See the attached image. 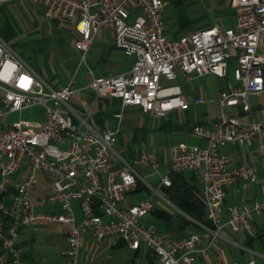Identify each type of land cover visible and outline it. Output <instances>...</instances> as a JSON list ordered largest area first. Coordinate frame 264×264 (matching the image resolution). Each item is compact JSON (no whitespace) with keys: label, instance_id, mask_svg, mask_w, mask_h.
<instances>
[{"label":"built area","instance_id":"1","mask_svg":"<svg viewBox=\"0 0 264 264\" xmlns=\"http://www.w3.org/2000/svg\"><path fill=\"white\" fill-rule=\"evenodd\" d=\"M10 0H0V5ZM43 5L48 19L74 18L80 38L75 47L86 57L100 29L113 32L114 45L133 61L126 72L93 74L76 85L50 86L0 37V118L10 112L40 105L45 119L41 126H24L20 120L0 121V264H25L18 244L21 230L31 224H65L62 264H78L86 231L97 239L114 235L129 248L145 247L159 264H195L198 243L211 242L225 227L253 237L252 223L264 211V118L242 123L235 106L248 110V96L264 92V0H232L234 24L223 22L168 37L164 33L167 0H32ZM89 6H97L90 14ZM235 53L231 74L237 82L223 88L213 101V123H194L191 131L202 143L179 141L171 148L166 173L159 186H169L171 174L191 171L200 184L206 224L194 223L202 233L191 232L170 239L143 221L152 209L150 199L122 204L140 178L133 164L159 165L154 151L137 153L133 164L115 149L118 129L100 126L93 114L99 98L119 99L120 107L136 105L144 113L163 116L173 108L185 109L178 86L163 87L161 77L186 79L207 74L223 76ZM88 93L93 97L87 98ZM75 97L77 104L69 103ZM204 99L197 97L194 103ZM120 118L121 113L114 114ZM228 145H256L259 167L234 163ZM40 174L45 193L32 199ZM238 181H260L259 198L250 203L222 202L227 189ZM156 191V190H155ZM81 213L77 221L73 203ZM225 217L222 218V215ZM223 264H264L253 258Z\"/></svg>","mask_w":264,"mask_h":264},{"label":"rangeland","instance_id":"2","mask_svg":"<svg viewBox=\"0 0 264 264\" xmlns=\"http://www.w3.org/2000/svg\"><path fill=\"white\" fill-rule=\"evenodd\" d=\"M3 10L11 17L15 33L13 36L4 39L11 47L24 59V61L35 70L50 86L60 88L71 78L76 85L84 84L89 80L88 68L99 74L116 73L128 69L133 61L132 55H127L119 48H115L113 42V32L109 29H100L93 37L86 57L82 61L81 51L75 47V41L80 35L74 28L78 15L74 18H54L48 19L44 16L42 4L32 0H14L6 2ZM4 11V12H5ZM235 12L232 0H167L164 7V23L168 37L176 36L179 27H187L186 30L199 29L204 24H218L223 22L226 26L234 24ZM1 27V26H0ZM5 37L0 28V37ZM235 53L228 60V73L226 77L209 74L203 77L191 79L189 85L195 88H205L201 104H191L187 112L173 109L161 118L162 124L187 121L191 124L196 118L197 110H205L208 116H213L215 107L212 104L219 88L226 86V82L234 85L231 69L235 65ZM182 74L178 72L176 79H166L161 77L160 83L163 87L180 85ZM198 91V90H197ZM191 92L194 96L198 92ZM202 93V92H201ZM2 92L0 90V107ZM93 97L88 93L87 98ZM69 103L77 104L75 97H70ZM121 113L117 118L114 114ZM93 114L96 122L102 127H113L118 129L116 151L127 161L133 164V153L139 150L158 148L161 144L167 150L173 142L169 132L156 129L159 119H154L150 113H143L137 106L127 105L120 107L119 99L99 98L94 105ZM45 119L44 108L34 105L23 108L20 111L4 114L0 121L3 124L20 120L24 126L39 127ZM154 126V127H153ZM181 132H178L180 134ZM170 149V148H169ZM131 154V155H130ZM137 154V153H136ZM135 154V155H136ZM140 178L132 185V191L126 194L124 202H138V200L150 199L152 204L168 211L173 216L177 214V209L171 204L162 188L158 186L161 175L165 173V165L159 164L156 169L150 165L133 164ZM38 183L35 189L29 192V196L34 199L40 193V186L45 181L38 174ZM156 190V191H155ZM163 196L166 200H163ZM77 221L80 219V212L76 202L73 203ZM151 223L156 230H163V223L158 220L153 213L143 219ZM66 225L61 223H38L31 224L22 230L21 237H26L25 246L35 258L34 264H57L61 259V250L64 248V229ZM197 228V227H196ZM189 225L188 229L199 231V228ZM227 236L232 241L241 243L240 233L243 231H232L225 227ZM20 237V238H21ZM104 239H94L93 245L100 250L108 244ZM242 244V243H241ZM252 248L264 253V238L254 239ZM109 247V246H108ZM223 250L231 249L236 258L248 259L246 251H238L232 243H222ZM114 251V250H113ZM106 254L107 257L120 261H126L131 256L127 248L115 250Z\"/></svg>","mask_w":264,"mask_h":264},{"label":"crops","instance_id":"3","mask_svg":"<svg viewBox=\"0 0 264 264\" xmlns=\"http://www.w3.org/2000/svg\"><path fill=\"white\" fill-rule=\"evenodd\" d=\"M19 1L20 0H18V2ZM9 2H14V0H10ZM166 32H168V31L166 29H164L165 34H166ZM112 45H114V44H112ZM128 69H125L123 71L116 72V73L126 72ZM91 71L93 74H99V72L98 73L93 72L92 69H91ZM228 72L229 71H228V66H227L224 75L221 77H226ZM106 74H114V73H106ZM88 75L90 78L89 72H88ZM207 75H209V74H207ZM213 75H215V74H213ZM204 76H206V75H204ZM217 76H219V75H217ZM179 77H180V81L185 84L183 88L180 85L176 84V86H178L177 89L180 90L179 96L188 102V106L185 109H181V108H173V109H178L180 111L187 112L189 110L191 104L198 105V104H201L204 102V100H203L201 103H194L193 99L197 98V97L202 98V95H203V92L205 91V88L204 87L203 88H199V87L195 88L192 85L187 86L186 84L189 85L191 80L186 79L183 75L182 76L180 75ZM201 77H203V76H201ZM229 86H233V85H231L229 82H226V86L219 88V91L217 92V95L215 96L214 100L218 98L219 93L223 88H227ZM194 91L195 92L197 91L198 93H196L194 96H192L191 92H194ZM213 101H212V104L214 106ZM248 105H249L248 110H242L240 106H235L233 108V113H235V115L238 117V119L242 123H246L249 121H255V120H259L261 118H264V92H261L259 94H250L248 96ZM131 106H136V105H131ZM137 107L140 109L139 106H137ZM173 109H171V110H173ZM171 110H169V111H171ZM140 111L143 112L141 109H140ZM168 112H166L163 116H160V117L155 116L152 113H150V114L152 115V117L154 119H156V118L159 119V122L156 125V127L153 126L154 128L159 129V130L164 129L163 130L164 132H169L170 134H173V132H174L175 135L172 136L173 142L169 147L170 149L168 148L167 150H165V147H163L162 144L160 146H158V148L156 147L153 149H147V150H151V151L155 152L159 164L165 165V173H166L167 162H168L170 155H171L172 146L174 144L178 143L179 141H184L186 143H202L203 141L200 138H198L196 135L193 134V132L191 131V127L194 123H201L205 126H210L213 123V119H214V115H215V113H214L212 117L208 116V113H206L205 110L201 109V110H197V112L195 114L196 118L191 124H189L188 120L187 121H181L178 124H174V123L162 124L160 122V120H161V118L165 117ZM178 132H181V133L178 134ZM140 151L141 150L133 153V157H135V154L139 153ZM225 151L229 154L231 160L234 163L244 162L247 164L255 165L257 167H259V165H260V150L256 145H250V146L249 145H228V146H226ZM183 175L186 178H190L193 175V173L191 171H185V172H183ZM197 185L200 188V184L198 181H197ZM158 186H159V182H158ZM159 187L163 189V186H159ZM40 190L41 191H40V193H38V195L45 193V190L43 188H41V186H40ZM132 190L133 189L131 188L130 191H132ZM259 191H260V181H257L255 183H248L246 181H238V182L234 183L233 185H231L227 189L226 195H225L224 200L222 202V206L224 207V209H226V207L228 205H241L243 203H250L253 200L259 198V194H260ZM160 197L163 200H166L163 196L160 195ZM125 199H126V195L121 202L122 204L127 205V204H131V203H136V202H124ZM140 200H138V201H140ZM171 204H173V203L171 202ZM76 205H77V203H76ZM77 208H78V206H77ZM175 208L178 211L177 213L184 215L185 217H187L191 221L190 224L193 225L194 228H196V227L199 228V231H195V232L202 233V231H203L202 228L199 225L195 224L193 219H191L186 214H184L182 211H180L176 206H175ZM155 209H159V210H162V211L169 213L165 209L160 208V207H156V205L153 204L152 209L148 212V214L144 217V219H146L147 216H149L151 213H153V211ZM78 210H79V208H78ZM79 212H80V210H79ZM155 217L158 220H161L156 215H155ZM224 217H225V214L222 215V218H224ZM80 218H81V216H80ZM162 223H163V221H162ZM188 226H186V228L184 230H182L181 232H173L170 230L169 231L165 230L164 224H163V230H158V231L166 233L170 239H175V238L184 237V236L188 235L189 233L194 232L193 230H189ZM252 229H253V233H254L253 237L248 236L247 233H245L244 231L242 233H240L242 244L237 243L235 240L232 241L227 236L228 232L223 231V230L220 231L218 236L214 238V240L211 242L208 249H203V247L205 246V244L208 241L206 239H202L201 242L198 243L199 251L197 252V259H196L195 264H223L225 262H232L234 260L243 259V258H236V256L234 255V251H232L231 249L223 250V248H222L223 242L232 243L236 248H238V251L248 252L247 253L248 258H253L254 260H256L258 262L264 263V253H261L259 251L254 250L251 246L253 244L254 239L256 240V239L264 238V211L260 212L258 215L255 216L253 223H252ZM22 231L23 230H21L19 237H18V244L22 250V259H23L25 264H34L35 258L33 256V254L30 252L28 246H25V239L27 236L26 237L20 236L22 234ZM94 239H96V237L91 233V231H86L84 233V235L82 237L81 246H80V260H79L78 264H159L157 257L155 255H153L148 249H146L145 247H141L138 249H131L117 236L111 235L110 238L108 239V241H106L108 244H110V245H108L109 247L106 245V247L102 248L101 250L97 246L93 245L92 242ZM122 248H127V250L131 254V256L129 258L127 257L126 261H120V260H116L114 258L106 256L107 253L112 252L113 250L115 251V250H119ZM61 252H62V250H61ZM57 264H62V259Z\"/></svg>","mask_w":264,"mask_h":264},{"label":"trees","instance_id":"4","mask_svg":"<svg viewBox=\"0 0 264 264\" xmlns=\"http://www.w3.org/2000/svg\"><path fill=\"white\" fill-rule=\"evenodd\" d=\"M4 4L0 5V28L5 35V37L1 35L2 38L6 39L14 35L15 28L13 27L11 17L5 10H3V6H5ZM210 25V23H206L204 24V27ZM186 29L187 27H179L178 34L195 30ZM170 179V185L163 186V191L168 196L170 202H172L180 211H182L191 219L206 224L207 220L205 217V204L200 196V188L197 185L198 180L196 179L195 175L193 174L190 178H186L183 173L171 174ZM153 214L163 221L164 228L167 231L170 230L173 232H181L191 223L187 217L180 213H177L175 216H173L165 211L155 209Z\"/></svg>","mask_w":264,"mask_h":264},{"label":"water","instance_id":"5","mask_svg":"<svg viewBox=\"0 0 264 264\" xmlns=\"http://www.w3.org/2000/svg\"><path fill=\"white\" fill-rule=\"evenodd\" d=\"M96 10H97V6H89L88 8V12L90 14H93L94 12H96Z\"/></svg>","mask_w":264,"mask_h":264}]
</instances>
